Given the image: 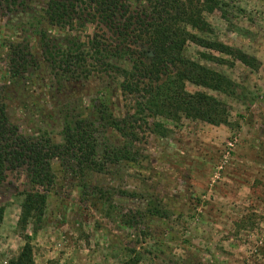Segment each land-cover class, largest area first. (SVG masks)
Wrapping results in <instances>:
<instances>
[{
  "label": "rangeland",
  "instance_id": "rangeland-1",
  "mask_svg": "<svg viewBox=\"0 0 264 264\" xmlns=\"http://www.w3.org/2000/svg\"><path fill=\"white\" fill-rule=\"evenodd\" d=\"M137 1L129 0L131 8ZM42 2L34 0L31 7L40 11ZM223 2L226 19L219 11L203 13L212 34L195 33L254 56L259 70L192 44L183 54L236 85L233 97L185 85L190 94L203 92L225 103L229 125L143 114L134 143L137 162L81 175L71 163L52 161L55 181L46 192L41 223H29L25 230L18 227L23 194L39 189L28 184L23 171L7 173L0 185V264H9L26 243L34 264H121L135 256L139 264H264V0ZM27 20L0 13V87L8 117L20 134L61 144L63 115L75 109L81 120H94L102 85L110 87L106 98L115 116L133 114V103L106 77L58 89L40 61L37 70L12 80L8 45L26 37L21 30L27 28L16 27ZM97 32L95 26L87 28L88 35ZM30 47L39 53L34 44ZM203 54L222 62L207 61ZM143 56L152 57L146 46ZM98 139L100 149L125 144L110 131ZM149 206L166 217L149 216Z\"/></svg>",
  "mask_w": 264,
  "mask_h": 264
},
{
  "label": "trees",
  "instance_id": "trees-1",
  "mask_svg": "<svg viewBox=\"0 0 264 264\" xmlns=\"http://www.w3.org/2000/svg\"><path fill=\"white\" fill-rule=\"evenodd\" d=\"M43 1L37 11L31 7L34 0H0L1 14L28 18L27 23L16 27L27 28L21 30L26 37L8 45L10 78L23 79L41 62L58 89L64 83H86L90 78L103 81L106 77L116 82L121 95L133 103V114L115 116L106 98L110 87L102 85L103 99L93 107L94 120H81L75 109L73 115L64 114L62 143L54 144L46 136L26 138L19 133L8 117L0 87V185L7 173L23 171L28 184L39 189L23 194L18 219L21 230L29 223H41L46 192L55 181L52 161L71 163L74 172L81 175L103 174L110 166L137 162L134 143L139 140L143 114L173 122L185 119L214 127L229 125L225 103L203 92L190 94L185 85L227 97L235 96L236 85L226 76L187 60L183 53L188 44L232 58L251 71L261 66L254 56L195 33L212 34L203 13L219 11L226 19L223 0H138L135 8H131L129 0ZM89 26H95L98 32L88 35ZM48 27L59 29L61 34L53 35ZM31 44L39 53L32 52ZM143 46L151 58L144 60ZM201 56L207 61L222 62L216 57ZM156 126L164 136L161 125ZM107 131L117 134L125 144H106L100 149L98 135ZM1 213L0 209V216ZM147 214L166 217L154 206L148 207ZM139 262L135 256L121 264ZM9 264H34L31 245L24 244Z\"/></svg>",
  "mask_w": 264,
  "mask_h": 264
}]
</instances>
